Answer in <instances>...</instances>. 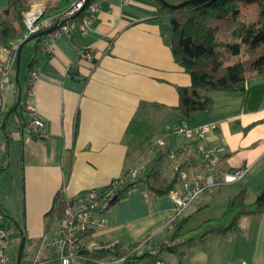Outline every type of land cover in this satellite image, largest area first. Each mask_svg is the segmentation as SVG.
Here are the masks:
<instances>
[{"label":"crops","instance_id":"obj_1","mask_svg":"<svg viewBox=\"0 0 264 264\" xmlns=\"http://www.w3.org/2000/svg\"><path fill=\"white\" fill-rule=\"evenodd\" d=\"M28 1L32 7L44 8L50 0ZM253 5L241 8L240 14ZM6 8L7 1L0 0V21ZM257 10L258 6L256 14ZM156 13L150 0H103L86 33L60 36L50 52L39 48V78L32 101L45 122L46 136L35 139L27 129L23 132L20 121L6 123L7 117H0V167H5L0 205L20 222L28 252L45 231H57L63 210L60 216L56 210L51 213L56 196L58 205L89 189H103L140 163L147 164L158 151L164 153L159 167L163 177L172 176L178 168L189 180L203 173L198 151L202 144L218 151L221 172L249 167V173L255 174L256 169H264V99L259 107L247 108V91H209L212 104L208 111L181 117L175 110L177 87L190 86L192 79L174 60L169 35L164 33L167 17ZM87 46L94 49L92 61L79 60V51ZM12 53V49H0V66ZM31 60L25 59L18 84L15 61L10 82L1 90L0 110L6 115L16 104L19 90L26 98ZM12 82L15 88H7ZM263 84L264 76H258L248 80L246 88ZM134 122L138 128L145 127L142 135L138 128L129 131ZM181 123L191 127L214 123L215 128L203 140L168 133ZM17 137L19 143L11 152V140ZM160 139L163 143L153 146ZM133 140L144 152L130 151ZM173 150L178 151L176 159L169 156ZM9 168H13L8 178L11 185L2 188ZM263 182L261 175L256 184ZM234 184L237 182L200 194L182 216L188 218L187 227L222 216L230 197L243 189L249 199L250 187ZM183 190L180 173L173 192L166 195L143 185L131 189L118 203L96 215L104 216L107 223L89 234L87 245L93 244L91 250L111 246L127 250L145 240L148 243L137 251V256H143L168 241L174 218L172 194ZM19 197L22 214L16 209ZM159 258L167 264H264V214L244 218L239 233L211 235L176 253L163 250ZM153 263L151 257H142L126 264Z\"/></svg>","mask_w":264,"mask_h":264},{"label":"trees","instance_id":"obj_2","mask_svg":"<svg viewBox=\"0 0 264 264\" xmlns=\"http://www.w3.org/2000/svg\"><path fill=\"white\" fill-rule=\"evenodd\" d=\"M7 8L0 21V49L11 50L21 44L26 33L24 14L32 5L28 0H6ZM75 0H50L45 3L43 18L57 20L66 12ZM92 0H90L91 2ZM157 8V16H166L170 21L168 45L171 48L175 62L191 76L190 86H178L179 104L175 110L183 118H189L193 113L208 111L211 107L209 91H247V108L260 106L264 99V84L246 88L247 81L258 76H264V0H150ZM252 4L258 5L255 20L240 18V10ZM84 12V11H83ZM81 14L78 16L80 17ZM40 38L25 44L31 48L32 60L28 74L39 63L38 50ZM259 45V46H257ZM232 58H237L231 62ZM231 62V63H230ZM19 89L22 86L19 84ZM23 90H21V93ZM256 98H259L257 100ZM25 95L22 93L17 110L4 119L21 121L23 132L26 129L27 117L23 111ZM0 117L5 118L6 112L0 110ZM134 122L129 131L137 127ZM251 125L250 127H252ZM248 127V128H250ZM29 134L35 138L41 137ZM164 156L162 151L144 166L134 177L124 180L115 188V196L109 207L118 203L133 188L143 185L158 195L172 193L179 181L181 168L170 177L162 178L159 167ZM5 167H0V179ZM126 175V174H125ZM125 175L123 177H125ZM59 196H56L51 213L56 210ZM248 192L243 189L230 197L222 216L203 221L195 228L188 229V218L178 217L173 220L168 229V241L157 245L154 249L137 256L136 243L127 250H119L115 246L91 250L87 256L94 259H110L128 255V261L142 257H151L154 261L160 252L169 250L179 252L181 249L196 242H204L211 235H227L239 233L244 218L258 217L264 214V191L253 203H248ZM4 221L10 231L11 239L19 243L13 248L15 264L20 246L22 228L19 221L6 213L0 205ZM23 229V228H22ZM148 242H145L146 245ZM159 250L153 253V250ZM27 244L21 264L27 263Z\"/></svg>","mask_w":264,"mask_h":264},{"label":"built area","instance_id":"obj_3","mask_svg":"<svg viewBox=\"0 0 264 264\" xmlns=\"http://www.w3.org/2000/svg\"><path fill=\"white\" fill-rule=\"evenodd\" d=\"M103 0H75L70 8L57 20L43 18L44 8L32 7L24 14L26 33L22 43L33 34L42 32L56 26L48 34L40 37V48L44 52L51 51L53 41L62 35L72 36L74 33H86L92 26L94 18L102 7ZM84 11V12H83ZM83 14L79 17L78 15ZM19 46L12 48L13 53L4 60L0 66V108L2 106L1 90L5 84L10 82V75L15 66L16 52ZM94 49L87 46L79 51V60L92 61ZM39 78V67H35L27 77V94L23 103V111L27 117L26 129L33 135L44 137L45 122L38 114L32 101L35 94V84ZM22 122L20 121V124ZM215 128L214 123H206L196 127L181 123L171 128L168 133L177 137L194 138L203 140L207 133ZM163 143L158 140L153 146ZM198 151L204 162V172L194 175L190 180L187 174L180 172V178L184 181V190L181 193L172 194L174 200V219L182 217L192 202L208 189L218 188L233 184L243 179L250 171L249 167H239L231 171L221 172L218 170L220 154L207 145H200ZM169 156L176 159L178 151H170ZM137 168L129 171L125 177L112 181L103 189H89L77 196L65 199L63 217L57 231L51 234L45 231L41 239L33 244L29 260L26 264H126L128 255L110 258L94 259L82 253L84 250L91 251L93 244L87 245L89 234L104 227L107 219L97 214L104 213L115 196V188L121 186L124 180L134 177ZM147 196L146 193L143 194ZM173 222V221H172ZM142 242L135 250H139ZM159 250H153L157 253ZM0 264H14L13 247L10 242V231L4 221V215L0 211ZM16 264V262H15ZM153 264H167L158 258Z\"/></svg>","mask_w":264,"mask_h":264},{"label":"rangeland","instance_id":"obj_4","mask_svg":"<svg viewBox=\"0 0 264 264\" xmlns=\"http://www.w3.org/2000/svg\"><path fill=\"white\" fill-rule=\"evenodd\" d=\"M257 6L258 5L255 4V5H253V7L251 9H249V10L245 11L244 13L240 14V18L243 19V20H255L257 18V14H256V8H257ZM164 29H165L164 30V33H166L167 35H169L170 34V21H169L168 18L164 20ZM257 46H259V45H257ZM32 55L33 54H32L31 48H25V50L23 51V53L21 55V58L22 59H21V63H20V70H21V68L24 67L25 59L26 58H32ZM236 60H237V58H232V61L231 62L233 63ZM9 86H12V87L15 88V84L13 82L11 84L7 85V88ZM137 128H138V126L136 127V130H137ZM138 129H140L139 136L142 135V131L145 132V127L143 128V126H140ZM147 132L150 133L151 132L150 129ZM11 141H12V145H11V152H12V150L15 149L16 144L19 143V139L17 137V139L16 138H13ZM130 151L132 153H136V154L138 152H140V153L141 152H144V150L141 148V146H139V144H138V142L136 140H133L132 141V143L130 145ZM263 163H264V161H263ZM263 163H261V164H263ZM145 165L144 164L142 165L141 163L139 165H137L136 166V168H137V173L136 174H138L141 170H143V168H144ZM257 168H259V167H257ZM12 170H13V168H9V170L7 171L6 177L4 179H2V188L3 187L4 188H7L8 186L11 185V182L12 181H10V180L8 181V178H9V176H12ZM132 170L134 171L133 168L130 169L129 171H132ZM257 170L258 169H256V173L255 174H253V171H251L249 173V175L245 176L243 179H241L239 182H237V184H234V187H239V188L242 187V186L243 187H250V190H249L250 196H249V199H248V202L249 203H253L256 200V198L264 191V182L260 186L258 184H256L257 178L259 176H261V175H264L263 174L264 173V169L261 172H259ZM160 176L162 178H165L161 174H160ZM64 206H65V204L63 202L60 203V204H58L56 206V215L57 216H60V214H61ZM16 209H17L18 213L22 214V212H23V202H21V198L20 197L17 199ZM198 225L199 224L193 223V224H190L187 228L188 229L195 228ZM20 241H21V239H20ZM10 242L12 243V247L13 248H14L15 245H17V243H19L18 239H16V238L14 240L10 238ZM142 242H140V244ZM29 257H30V252H28L27 260H29Z\"/></svg>","mask_w":264,"mask_h":264},{"label":"water","instance_id":"obj_5","mask_svg":"<svg viewBox=\"0 0 264 264\" xmlns=\"http://www.w3.org/2000/svg\"><path fill=\"white\" fill-rule=\"evenodd\" d=\"M56 26H53L50 29L44 30L42 32L36 33L31 35L30 37H28L26 40H24L18 47V51H17V58H16V72H15V82L18 84L19 83V77H20V63H21V55H22V51L23 48L25 46L26 43L42 37L46 34H48L50 31H52ZM21 102V90H19V95L17 98V102L16 104L13 106V108L11 110L8 111L6 117L8 118L11 113L15 110L18 109L19 105ZM5 127V123L2 124V128ZM20 233H21V241H20V246H19V250L17 253V257H16V264H21L22 258H23V254H24V250H25V245H26V234L24 232V230L21 228L20 229ZM89 251L88 250H84L82 253L87 254Z\"/></svg>","mask_w":264,"mask_h":264}]
</instances>
